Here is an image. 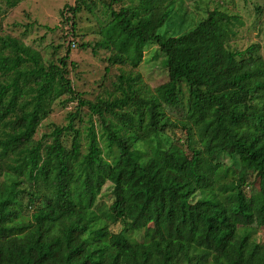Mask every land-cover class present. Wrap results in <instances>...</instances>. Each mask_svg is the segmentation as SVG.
<instances>
[{
	"label": "trees",
	"instance_id": "trees-1",
	"mask_svg": "<svg viewBox=\"0 0 264 264\" xmlns=\"http://www.w3.org/2000/svg\"><path fill=\"white\" fill-rule=\"evenodd\" d=\"M128 1L107 0L92 50L131 69L92 99L68 48L44 58L0 34V264H264L260 45L231 48L238 16L218 7L180 32L174 0ZM150 45L167 75L154 88L133 71Z\"/></svg>",
	"mask_w": 264,
	"mask_h": 264
},
{
	"label": "rangeland",
	"instance_id": "rangeland-1",
	"mask_svg": "<svg viewBox=\"0 0 264 264\" xmlns=\"http://www.w3.org/2000/svg\"><path fill=\"white\" fill-rule=\"evenodd\" d=\"M137 2L139 0L128 1L135 4ZM147 2L150 4L149 0ZM75 3L76 0H20L11 8H6L2 3L0 34L18 37L38 49L44 58L62 55L68 48L69 60L73 62L69 77L84 97L92 99L103 94V88L111 90L115 76L121 71L127 72L131 67L110 65L107 49L92 50L100 37L96 33L98 24L107 22L111 15L112 9L107 7V0H93L91 3L86 1L89 8L80 5V10L72 17V12L67 10V6H73ZM121 4L122 2H116L113 6L118 8ZM214 7L238 16V21L235 22L236 34L230 42V47L243 49L250 43H258L259 52L264 58V0H174L172 8L170 7L171 22L179 23L184 19L183 27L179 31H186L202 18L208 9ZM65 16L69 17L68 20ZM65 33L71 38L70 44L64 40ZM155 51L153 45L146 47L141 62L133 70L138 71L142 83L150 88L167 80L166 70L161 63L162 56L156 51L158 55L154 58ZM106 66H109L108 72H105ZM73 106L74 102L56 103L50 114L42 120L35 137L38 138L48 128L49 123L63 122L67 111ZM176 136L183 142L184 136L180 129L176 131ZM235 183L236 180H232L228 185ZM106 188L107 186L104 187ZM108 198L104 197L106 201ZM112 229L117 230L118 225H113ZM142 234L144 230L140 232V236ZM255 236L264 242V227H261Z\"/></svg>",
	"mask_w": 264,
	"mask_h": 264
}]
</instances>
